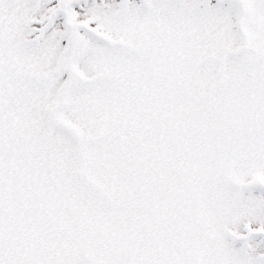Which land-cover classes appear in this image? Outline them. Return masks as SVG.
Instances as JSON below:
<instances>
[{
    "label": "snow or ice",
    "instance_id": "6c2138e0",
    "mask_svg": "<svg viewBox=\"0 0 264 264\" xmlns=\"http://www.w3.org/2000/svg\"><path fill=\"white\" fill-rule=\"evenodd\" d=\"M0 264H264V0H0Z\"/></svg>",
    "mask_w": 264,
    "mask_h": 264
}]
</instances>
